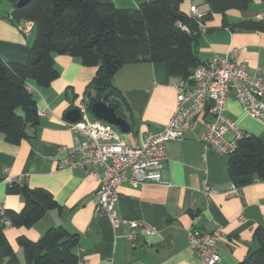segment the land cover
I'll list each match as a JSON object with an SVG mask.
<instances>
[{
  "label": "crops",
  "instance_id": "crops-1",
  "mask_svg": "<svg viewBox=\"0 0 264 264\" xmlns=\"http://www.w3.org/2000/svg\"><path fill=\"white\" fill-rule=\"evenodd\" d=\"M0 8V57L5 61L26 63L36 36L34 23L29 32L20 29L25 21L15 24L11 20L14 4ZM113 2L120 8H137L147 0H101ZM1 2V0H0ZM203 0H184L181 10L190 14L196 5L199 13L209 12ZM253 4V5H252ZM264 8V0H251L247 9L236 13L226 25L222 14L205 20L206 29L198 27L197 54L202 62L213 54H225L231 47L239 49L238 60L250 74L264 73V32L233 26L250 19ZM59 77L47 87H35L39 124L29 126V137L11 143L0 132V205L6 210L19 212L25 201L21 194L8 192V178L22 176L30 187H42L52 193L57 207L29 227L9 225L5 238L13 249L18 264L25 255L18 238L21 235L39 240L47 229L64 226L80 235L76 249L79 264H204L188 245V233L199 229L211 233L221 230L218 242L221 260L217 264H238L258 243L255 230L264 227V180L255 179L245 186H237L229 174V155L207 147L203 141L204 127L195 121L183 139L167 142V159L162 170V183L118 187L116 205L121 223L113 225L110 218L97 214V193L100 181L84 169L58 168L57 147L71 144L73 133L68 128L66 113L78 107L84 116L96 119L88 110L84 96L97 67L85 66L78 56L54 54ZM180 76L169 75L164 62L141 61L124 64L115 74L113 83L128 103L124 106L131 128L123 133L131 144L138 143L146 132L164 130L171 118L177 92L173 83ZM44 111V114H40ZM227 116L235 121L245 135H256L264 143V124L250 117L234 92L229 94ZM121 130V129H120ZM229 131L226 138L231 140ZM208 181L217 193L207 197L203 183ZM236 187L237 195L227 191ZM143 221L156 230L147 234L136 229L137 240H131L133 230L126 221ZM9 257L0 246V264Z\"/></svg>",
  "mask_w": 264,
  "mask_h": 264
},
{
  "label": "trees",
  "instance_id": "trees-1",
  "mask_svg": "<svg viewBox=\"0 0 264 264\" xmlns=\"http://www.w3.org/2000/svg\"><path fill=\"white\" fill-rule=\"evenodd\" d=\"M10 1L15 5L12 22L31 21L36 30L26 63L9 62L0 57V132L11 143L29 137V126L36 128L39 124L37 102L29 85L47 87L59 77L55 53L78 56L85 66L97 67L84 92L90 112L94 102L103 101L124 118L128 103L113 83L116 72L124 64L164 62L169 75L189 80L193 70L202 63L196 50L198 23L181 10L184 0H147L137 8H120L101 0H29L22 6H17V0ZM203 1L209 5V12L202 20L221 13L226 25H230L228 11H243L251 2ZM178 21L186 24L189 31L181 29ZM233 26L264 32V19L241 21ZM229 156V174L237 186H245L255 179L264 180V143L258 136L242 137ZM8 192L21 194L25 201L19 212L4 211L16 227L33 225L58 205L47 189L30 187L25 182L9 183ZM4 215H0V246L9 257L5 264H18L5 238ZM255 239L257 247L238 264H264V227L255 230ZM18 241L25 255L23 264H79L76 249L80 235L64 226L50 227L36 241L25 235Z\"/></svg>",
  "mask_w": 264,
  "mask_h": 264
},
{
  "label": "built area",
  "instance_id": "built-area-1",
  "mask_svg": "<svg viewBox=\"0 0 264 264\" xmlns=\"http://www.w3.org/2000/svg\"><path fill=\"white\" fill-rule=\"evenodd\" d=\"M189 16L198 23L199 28L206 29L203 14L199 13L196 5L190 7ZM257 19H264V8L257 14ZM32 25L33 22L25 21L20 29L29 32ZM177 25L189 31L182 21H178ZM238 54L239 49L235 47L229 48L225 54L215 53L193 70L189 80L181 78L174 82L176 106L166 127L158 133L146 132L136 144L129 143L118 126L102 119L88 118L83 113L81 119L66 122L73 133V140L71 144L57 147L58 168H81L99 179L98 215L109 217L113 225L118 226L121 223L116 211L118 187L124 182L134 186L162 183L167 142L183 139L185 132L197 120L203 124V141L207 147L227 155L233 153L245 133L227 116V101L232 91L246 113L264 124V73L257 71L250 74L238 60ZM29 90L35 92V87L30 84ZM40 114H44V111H40ZM229 131L234 136L231 140L226 138ZM8 181L23 183L25 178L9 177ZM203 192L211 197L217 193V189L205 181ZM226 194L232 196L239 193L233 187ZM4 211V206L0 205V215H4ZM2 219L6 226L11 225L9 217L4 215ZM126 222L133 230L128 235L131 240L138 238L136 229L142 228L147 234L156 230L143 221ZM222 236L221 230L208 233L191 229L188 245L204 264H217L221 260L218 242ZM83 263L89 264L88 261Z\"/></svg>",
  "mask_w": 264,
  "mask_h": 264
},
{
  "label": "water",
  "instance_id": "water-1",
  "mask_svg": "<svg viewBox=\"0 0 264 264\" xmlns=\"http://www.w3.org/2000/svg\"><path fill=\"white\" fill-rule=\"evenodd\" d=\"M29 0H17V6L26 4ZM91 112L98 118L105 120L111 124L118 126L123 133L130 131V124L126 118L119 116L115 108L103 101H96L91 106ZM66 118L70 121H77L82 118L81 109L78 107L72 108L67 111Z\"/></svg>",
  "mask_w": 264,
  "mask_h": 264
},
{
  "label": "rangeland",
  "instance_id": "rangeland-1",
  "mask_svg": "<svg viewBox=\"0 0 264 264\" xmlns=\"http://www.w3.org/2000/svg\"><path fill=\"white\" fill-rule=\"evenodd\" d=\"M204 4H206V3H204ZM203 2H201L200 4H199V6L200 7H203ZM10 5V3H9V1L8 0H1V2H0V8H8V6ZM253 5V4H252ZM228 13V18L230 19V20H236V13H239V10H230V11H228L227 12ZM216 14H221V13H216Z\"/></svg>",
  "mask_w": 264,
  "mask_h": 264
}]
</instances>
